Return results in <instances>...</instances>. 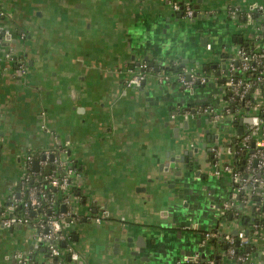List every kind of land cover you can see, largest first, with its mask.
<instances>
[{"label":"crops","instance_id":"crops-1","mask_svg":"<svg viewBox=\"0 0 264 264\" xmlns=\"http://www.w3.org/2000/svg\"><path fill=\"white\" fill-rule=\"evenodd\" d=\"M254 3L264 0H0V201L20 197L28 167L39 172L54 153L77 167V218L65 229L77 258L52 264H207L215 248L205 231L245 229L237 210L264 221L260 189L239 191L222 169L249 119L232 107L221 65L237 37L264 30L229 9ZM183 60L187 73L209 68L199 73L207 80L185 88L176 74L159 81L152 71L139 86L124 83L145 61ZM259 235L252 245L264 264V227ZM43 249L30 227L0 226V264H22L19 252L46 264Z\"/></svg>","mask_w":264,"mask_h":264},{"label":"built area","instance_id":"built-area-1","mask_svg":"<svg viewBox=\"0 0 264 264\" xmlns=\"http://www.w3.org/2000/svg\"><path fill=\"white\" fill-rule=\"evenodd\" d=\"M171 8L173 11H181L184 17H193L194 11L191 5L187 2L171 3ZM264 10V5L261 4H251L247 8L239 9L237 7H233L229 9V15L233 16L238 11H240L246 21L251 24L254 20L252 17L253 12H261ZM263 53H252L248 54L246 51L238 48L235 53H233L230 57H228V61L226 65L222 69V84L224 89L230 93V98H236L239 101H243V98L247 96L248 90L250 88L249 82L242 78L234 77V65L233 61H235L240 70H247L253 67V65H260ZM140 68L144 67V64L139 65ZM254 69V67L252 68ZM261 69L264 70V64H261ZM186 68L183 69L182 73H178L176 75L177 79L183 84L185 88H189L193 86L195 81L205 82L207 80L204 76H199L194 73L193 70L189 71L190 80H186L184 76L186 75ZM159 81L168 80V76L163 72H159L158 75ZM145 74L138 71L130 77L125 79L126 86H139L141 82L144 80ZM252 100L254 101L250 107H246L247 101H243L242 106H236L234 110L240 115L244 116V114L249 118L250 122L247 125L245 131H243V135L239 136V147L247 148L249 141L252 138H256L259 134L260 128L264 124V120L258 117L257 108L263 104L261 99V93L258 88L253 90ZM201 113L208 114L212 118L213 121H216L218 116L215 112L212 111V108L205 106L200 110ZM171 117H174V114H171ZM257 147L248 154L246 159L245 166V177L242 174L233 168L231 164L223 165L222 169L227 171L231 175V179L233 183L236 185L239 191H245L246 189H260V198L263 199L264 206V194L262 190L264 189V181L257 176L254 175L256 169H260L264 166V151L259 146V142L256 141ZM233 153V150H232ZM31 156L26 155V160L30 161ZM48 157H45L41 163L42 165L46 164ZM57 165L61 167V171H51L45 175V180L54 188H56L61 195V204L68 206V210L65 212H55L53 206L56 204V198L54 195L48 192H42L41 194H37L36 187H29L26 189V195L24 200H17L14 197V192H11L7 197L6 204H3L0 201V226L4 228H9L15 225H25L30 227L32 231V238L37 245H41L44 247V251L47 253V261L46 264H52L54 258L63 257L64 255H69L70 258L76 259V253L69 246L67 248H61L59 246V242L63 241L66 233L65 229L70 225L71 222H74L77 218V213L73 209L74 198L69 193V189L72 185V177L75 175L74 168L57 160ZM254 165V166H253ZM217 172V171H216ZM27 176H24V179ZM45 203L49 209V214L43 215L39 212L40 204ZM21 203L24 206V211L16 212L17 204ZM261 205V203H260ZM230 203H223V209L226 210L230 207ZM28 210L36 211V219L33 222H30V218L28 215ZM106 217V211L104 209L100 210L99 213L95 214L93 217V221L99 223L103 218ZM251 236L245 233V229H237L235 233V237L230 231L223 232L221 228L205 231L204 232V241H212L213 239H223L226 249H225V264H261L260 260L256 257V254H250V252H239L236 253V250L233 246L235 239H237L240 245H251L254 244V238L259 237L261 226L257 222H252L250 227ZM17 260L22 264H36L29 257V255H25L22 253H18ZM224 257V256H223ZM186 262H195L199 260V256L187 257L184 258ZM207 264H214L212 259L206 260Z\"/></svg>","mask_w":264,"mask_h":264},{"label":"trees","instance_id":"trees-1","mask_svg":"<svg viewBox=\"0 0 264 264\" xmlns=\"http://www.w3.org/2000/svg\"><path fill=\"white\" fill-rule=\"evenodd\" d=\"M252 17H253L254 21H259V25L264 28V10L261 12H253ZM245 42H243V41L238 42V44H239L238 48H241L242 50L246 51V53H248V54H252V53H263L264 54V30H262V32H260L256 38L246 39ZM230 56H231L230 54L229 55L227 54L226 57H230ZM143 64H144V67L140 68V72H142L143 74L146 75L148 72H152V71H156V73L157 72L158 73L163 72L165 75L168 76V80L171 78L172 75H175V74L177 75L178 73H182V71H183V67L181 65H179V63H177V61H170L165 65L154 64V66L148 64L146 61L143 62ZM261 64H264V56L262 57ZM261 64L260 65H253L254 69H252L253 68L252 67L250 69L242 71V70H240L239 65L235 61H233V65L235 68L233 71V76L238 77V78H242V79L246 80L247 82H249V84H250V88L248 90L247 96H245L243 98V101H247L246 107L251 108V105L254 102L251 98L253 90L255 88L259 89V91L261 93V99L263 101V104L257 108V115H258V117H260L261 119L264 120V70L261 69ZM209 70H210L209 68L203 69V67H201L196 72V74L199 75L200 72L202 74H206ZM243 101H239L236 98H233L232 99V107L235 108L236 106H242ZM243 133L244 132H241L239 136L243 135ZM239 136L234 141H232V143L230 144L231 148L233 150V155H234V159H233L231 165L233 166L234 169L238 170L242 174L243 177H245V174H246L245 166H246L247 156L249 153H251L257 147L256 141H258L259 137L260 138L262 137L264 139V124L260 128L258 136L256 138H252V140L249 141L247 148H245V149L239 147L240 146L239 145ZM259 145H260V142H259ZM259 147L262 148L264 151V145H260ZM53 156L54 157L47 159L46 164L43 165L44 167L41 168L39 170V172H34L33 169L31 168V166L28 167L27 174H26L27 177L25 179L23 178V180L20 183V186H17V188L21 189L20 190L21 191L20 197L18 195H16V192H14V197L17 200H20V199L24 200L27 188L36 187L38 195L41 194L42 192H48V193L54 195V197L56 198V204H55V206H53V209L55 210V212H60L59 206L61 205V202H60L61 195H60L59 191L56 188L52 187L44 178L45 175L51 171H54V172L55 171H61V167L57 165V160H58L57 154L54 153ZM35 157L40 158L41 155H37V156L35 155ZM67 165H69L70 167L77 170L76 165L72 161L68 162ZM256 170L257 171H255L254 175L264 181V166L262 168L256 169ZM262 192L264 194V189L262 190ZM69 193L72 195L73 198L78 197L80 199V194L77 192V189L75 186L70 187ZM82 198H83V196H81V199ZM22 211H24V206L21 203L17 204L16 212H22ZM39 212L42 213L43 215L49 214V209L45 203L42 202V204H40ZM28 215L30 218V222H33L36 219L37 212L28 210ZM232 217H234L242 226L245 227V231L248 230L249 236L252 235L251 229L249 228L252 222H257L261 226V228L264 227L263 219H260L257 216H252V217L249 216L248 217L246 215H242L240 212H238V210L236 211V215H233ZM227 218H229V217L227 216ZM233 235L235 237V234H233ZM65 239H66V237L64 238L63 241L59 242V246L61 248H66V245H65L66 240ZM223 243L218 242V240H216V239H213L211 241V244L215 248L214 249L215 252H212L209 255L208 259H212L214 261V264H225L221 260V256H224V258H225L226 245H224ZM233 246L236 250V253L250 252V254H253V255L255 253V251L253 250L254 246L252 244L251 245H240L238 243L237 239H235ZM220 248H223L222 249L223 253L220 255H216L217 250H219ZM66 256H67V254L64 255L62 258L58 257V258H54V259L55 260H62Z\"/></svg>","mask_w":264,"mask_h":264},{"label":"water","instance_id":"water-1","mask_svg":"<svg viewBox=\"0 0 264 264\" xmlns=\"http://www.w3.org/2000/svg\"><path fill=\"white\" fill-rule=\"evenodd\" d=\"M237 40L240 42V41H242V38H241V37H237ZM185 63H186V61L183 60V61L180 63V65H181V66H184ZM221 66L224 67V65H221ZM186 77L189 78V77H190V74L187 73V74H186ZM141 83H143V81H142ZM248 119H249V118H248ZM249 122H250V120H249ZM171 160H172V161H175L174 158H172ZM35 162H36V161H34V164H35ZM172 165H173V164H172ZM172 165H170V166H172ZM255 190H258V188H256ZM241 192H242V191H241ZM245 233H247V231H245Z\"/></svg>","mask_w":264,"mask_h":264}]
</instances>
